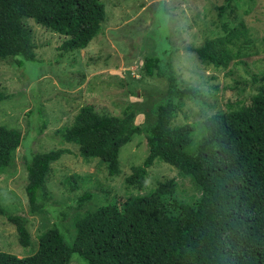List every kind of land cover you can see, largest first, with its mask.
Masks as SVG:
<instances>
[{"label":"trees","instance_id":"16d2710c","mask_svg":"<svg viewBox=\"0 0 264 264\" xmlns=\"http://www.w3.org/2000/svg\"><path fill=\"white\" fill-rule=\"evenodd\" d=\"M236 0L219 6V16L235 11ZM107 12L102 0H0V61L23 66L36 60L32 28L28 18L66 38L62 52L86 48L103 30ZM207 38L200 46L187 45L203 63L227 66L235 58L231 48L243 30ZM147 76L167 81V94L153 108L155 118L145 126L135 123L136 110L126 106L121 115L100 113L93 104L83 105L70 126L61 128L64 141L77 144L85 159L106 163L110 176L120 170V149L135 134H144L148 154L132 166L129 185L142 189L148 169L157 158L192 178L201 190L194 201L177 197L175 179L158 181L147 194L112 200L75 221L70 245L58 223L37 240L36 249L19 257L0 251V264H69L77 253L89 264H264V74L253 75L256 93L249 104L216 112L204 119L203 133L189 149L195 128L191 123L173 126L183 99L200 97L197 89L173 70L169 59L157 55L144 58ZM0 88V102L7 98ZM22 133L0 125V172L12 162L21 145ZM32 153V152H31ZM27 159L29 213L36 214L50 203L47 186L52 163L65 148L32 153ZM84 179L68 177L70 189ZM93 198L85 191L77 199L83 206ZM0 216L16 226L18 242L33 243L28 217L13 214L0 203Z\"/></svg>","mask_w":264,"mask_h":264},{"label":"rangeland","instance_id":"374dc122","mask_svg":"<svg viewBox=\"0 0 264 264\" xmlns=\"http://www.w3.org/2000/svg\"><path fill=\"white\" fill-rule=\"evenodd\" d=\"M107 17L103 30L86 48L62 52L65 36L28 18L32 28L36 60L23 66L11 60L0 61V88L9 96L0 102V125L16 128L22 142L15 149L12 162L0 172V203L8 212L28 217L32 234L30 247L18 242L16 226L0 216V251L22 257L36 249L39 235L58 223L57 227L72 245L75 221L86 210L109 203L114 196L123 200L150 193L158 181L175 179L176 195L184 201H194L201 190L188 175L160 158L148 169L144 187L129 185L126 177L132 166L140 165L148 154L144 134H135L119 152L120 170L110 176L106 163L98 158L85 159L77 144L63 140L61 128L70 126L79 109L93 104L100 113L121 115L126 106L136 110L135 123L145 126L155 118L153 108L167 94V81L147 76L144 58L157 55L174 65L175 47L165 51L154 24L156 0H102ZM183 5L187 45L200 46L207 38L224 35L228 29L247 33L234 39L235 54L227 66L203 63L193 54L195 67L180 77L195 87L197 99L185 97L173 126L191 123L194 149L203 133L202 123L208 116L249 104L259 83L253 75L264 74V0H236L235 11L219 16V6L226 0H179ZM171 43V41H169ZM65 148L60 159L52 163L47 186L52 193L49 205L36 214L29 213L27 159L30 153ZM31 153V155H32ZM83 176L76 188L70 189L68 177ZM90 191L93 198L83 206L78 197ZM69 264H89L77 253Z\"/></svg>","mask_w":264,"mask_h":264},{"label":"clouds","instance_id":"9594fccd","mask_svg":"<svg viewBox=\"0 0 264 264\" xmlns=\"http://www.w3.org/2000/svg\"><path fill=\"white\" fill-rule=\"evenodd\" d=\"M183 5L179 0H156L154 5V24L161 37L162 47L169 51L175 47L176 58L173 70L183 74L185 70L195 67L194 56L186 51L188 40L185 31V22L182 16ZM171 41V43H169Z\"/></svg>","mask_w":264,"mask_h":264}]
</instances>
